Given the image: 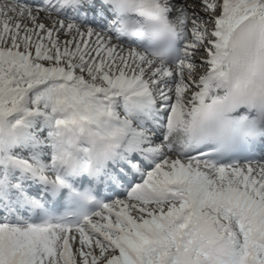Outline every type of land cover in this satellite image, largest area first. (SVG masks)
I'll use <instances>...</instances> for the list:
<instances>
[{
    "label": "snow or ice",
    "instance_id": "1",
    "mask_svg": "<svg viewBox=\"0 0 264 264\" xmlns=\"http://www.w3.org/2000/svg\"><path fill=\"white\" fill-rule=\"evenodd\" d=\"M257 146L264 0L0 3V264H264Z\"/></svg>",
    "mask_w": 264,
    "mask_h": 264
},
{
    "label": "bare ground",
    "instance_id": "2",
    "mask_svg": "<svg viewBox=\"0 0 264 264\" xmlns=\"http://www.w3.org/2000/svg\"><path fill=\"white\" fill-rule=\"evenodd\" d=\"M4 2H7V0H0V3H4Z\"/></svg>",
    "mask_w": 264,
    "mask_h": 264
},
{
    "label": "rangeland",
    "instance_id": "3",
    "mask_svg": "<svg viewBox=\"0 0 264 264\" xmlns=\"http://www.w3.org/2000/svg\"><path fill=\"white\" fill-rule=\"evenodd\" d=\"M188 2L190 3V2H191V0H188ZM196 7L198 8V7H199V5L197 4V5H196ZM173 155H174V154H173Z\"/></svg>",
    "mask_w": 264,
    "mask_h": 264
}]
</instances>
